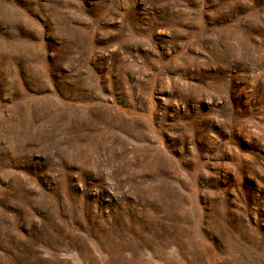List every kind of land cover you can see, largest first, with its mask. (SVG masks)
Wrapping results in <instances>:
<instances>
[{"label": "rangeland", "instance_id": "1", "mask_svg": "<svg viewBox=\"0 0 264 264\" xmlns=\"http://www.w3.org/2000/svg\"><path fill=\"white\" fill-rule=\"evenodd\" d=\"M0 264H264V0H0Z\"/></svg>", "mask_w": 264, "mask_h": 264}]
</instances>
